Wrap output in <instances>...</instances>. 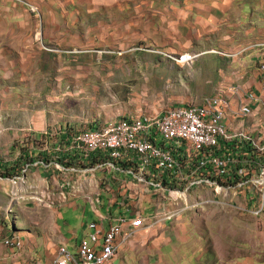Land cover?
<instances>
[{
	"label": "rangeland",
	"instance_id": "1",
	"mask_svg": "<svg viewBox=\"0 0 264 264\" xmlns=\"http://www.w3.org/2000/svg\"><path fill=\"white\" fill-rule=\"evenodd\" d=\"M263 61L264 0H0V264H49L63 237L75 253L94 219L86 197L119 205L108 188L131 177L116 187L100 170L79 190L64 132L200 104L232 85L257 92ZM148 194L125 203H171ZM215 195L192 192L183 213L138 231L111 264H264V212ZM13 238L21 249L6 248Z\"/></svg>",
	"mask_w": 264,
	"mask_h": 264
},
{
	"label": "built area",
	"instance_id": "2",
	"mask_svg": "<svg viewBox=\"0 0 264 264\" xmlns=\"http://www.w3.org/2000/svg\"><path fill=\"white\" fill-rule=\"evenodd\" d=\"M258 104L264 107V61L257 92L232 85L200 104H178L158 114L125 116L71 135L65 132L67 149L74 152L76 161L68 164V170L78 175L79 190L85 188V175L106 170L130 176L125 188L137 186L171 203L166 205L165 200L153 212L128 207L126 214H111L114 204L108 200L109 214L104 215L96 210L100 194L88 195L86 200L100 222L87 225L88 233L75 253L61 245L49 264H111L138 231L183 213L194 191L211 189L217 203L223 198L240 211L263 213L264 130L258 129L262 123ZM156 137L163 142L157 143ZM62 197L66 198L64 193ZM171 206L175 209L168 212ZM5 246L14 251L23 247L14 238L6 240Z\"/></svg>",
	"mask_w": 264,
	"mask_h": 264
},
{
	"label": "crops",
	"instance_id": "3",
	"mask_svg": "<svg viewBox=\"0 0 264 264\" xmlns=\"http://www.w3.org/2000/svg\"><path fill=\"white\" fill-rule=\"evenodd\" d=\"M65 133V132H64ZM64 136V138H66V133L63 135ZM67 145V144H66ZM67 147H68V145H67ZM67 147L63 150V152H65V153H67V158H74L73 159V164L76 162L75 161V157H74V152L73 151H71V150H68L67 149ZM69 159V160H70ZM71 162V161H70ZM44 162L42 161V162H40L39 164L41 165V166H46V165H44L43 164ZM72 163V162H71ZM68 164H70V163H68ZM67 164V166L69 167V165ZM108 172V171H107ZM108 174L109 175H111L110 176V179L112 178V174L110 173V172H108ZM113 175H114V178L113 179H115L117 182L116 183H114V185L117 187L119 184H121L122 185V183L120 182L121 180H123V179H125L126 178V176L125 175H123V174H119V173H113ZM111 188H112V186H111ZM109 190V192L110 191H113V193H114V196H117L116 195V193L118 192V198H117V202H121V201H123V205H116L115 206V208H114V210H116V211H114V213L115 214H122V213H124V214H126V209L129 207V204L128 203H125V200H127V197H129V196H132L133 194L134 195H138L139 193H142L141 192V189L139 188V187H137V186H133V185H130V186H127V188H125V186L124 185H122L121 187H119V188H116V190H114V189H110V188H108ZM124 193V194H123ZM99 194H100V196L98 197V199H99V204L96 206V210H97V212L98 213H101V214H104V215H106V214H109V207H108V198L109 197H107V195H106V198H107V200L106 201H104L103 200V198H102V193L101 192H99ZM149 195L150 194H148V199H149ZM142 198V197H141ZM92 210H93V213H94V219L92 220V221H90V222H88L87 224H86V227H87V225L89 224V223H91V222H96V223H99L100 222V218L97 216V214H96V212H95V210H94V208L92 207ZM111 214H112V211L110 212ZM107 224H108V222H106ZM85 232V231H84ZM83 232V233H84ZM87 233H88V230H87ZM86 233V234H87ZM84 235V234H83ZM85 236V235H84ZM83 236V237H84ZM80 239H82V238H77L76 239V246H75V249L77 248V246H78V244H79V240ZM63 245H66L67 247H69V241L68 240H66L65 239V237H63ZM57 253V252H56Z\"/></svg>",
	"mask_w": 264,
	"mask_h": 264
},
{
	"label": "trees",
	"instance_id": "4",
	"mask_svg": "<svg viewBox=\"0 0 264 264\" xmlns=\"http://www.w3.org/2000/svg\"><path fill=\"white\" fill-rule=\"evenodd\" d=\"M27 157H28V155H27ZM67 157H68V156H67ZM61 159H64V156H63ZM66 159L68 160V163H71V162H73V159H74V158H71V159H70V158H66ZM66 159H65V160H66ZM69 159H70V160H69ZM65 160H64V161H65ZM46 161H48V159H46ZM70 161H71V162H70ZM43 164H44V163H43ZM8 171H9V170H8ZM8 171H7V172H8ZM19 174H20V173H18L17 175H19ZM8 175H11V174L9 173ZM11 177H12V176H11Z\"/></svg>",
	"mask_w": 264,
	"mask_h": 264
},
{
	"label": "bare ground",
	"instance_id": "5",
	"mask_svg": "<svg viewBox=\"0 0 264 264\" xmlns=\"http://www.w3.org/2000/svg\"><path fill=\"white\" fill-rule=\"evenodd\" d=\"M191 57H192L191 55H188V56L185 55L183 60H185V62H187L191 59Z\"/></svg>",
	"mask_w": 264,
	"mask_h": 264
}]
</instances>
